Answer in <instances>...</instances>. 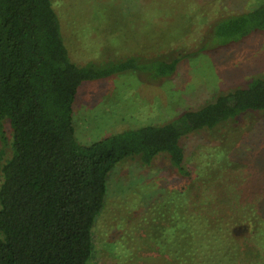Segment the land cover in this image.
Instances as JSON below:
<instances>
[{"label": "rangeland", "instance_id": "374dc122", "mask_svg": "<svg viewBox=\"0 0 264 264\" xmlns=\"http://www.w3.org/2000/svg\"><path fill=\"white\" fill-rule=\"evenodd\" d=\"M50 1L70 60L77 66L129 58L178 62L165 78L129 71L83 83L72 114L75 138L83 146L123 131L169 123L218 96L264 80V31L235 43L209 37L217 20L255 9L264 0ZM1 131L4 163L12 153V131L7 122ZM182 145L190 179L179 176L166 156L147 166L128 158L111 171L92 232L89 264H162L166 248L160 255L153 226L167 225L160 214L174 198L177 202L183 188L181 203L185 199L189 207L230 211L256 205L264 222V115L241 114L183 138ZM249 229L240 226L235 233L241 240V264H264V234L256 244Z\"/></svg>", "mask_w": 264, "mask_h": 264}, {"label": "trees", "instance_id": "16d2710c", "mask_svg": "<svg viewBox=\"0 0 264 264\" xmlns=\"http://www.w3.org/2000/svg\"><path fill=\"white\" fill-rule=\"evenodd\" d=\"M261 31L264 4L217 20L209 37L235 43ZM177 63L129 58L77 66L50 0H0V135L3 122L12 131L11 156L0 160V264H89L107 178L118 163L138 158L147 166L166 156L179 176L190 179L183 138L241 114L264 115V80L258 79L169 123L123 131L86 146L77 142L72 114L83 83L129 71L165 78ZM185 192L160 214L167 225L153 226L159 254L166 248L162 264H241L237 227L248 225L259 244L262 209L189 207L185 199L181 203Z\"/></svg>", "mask_w": 264, "mask_h": 264}]
</instances>
